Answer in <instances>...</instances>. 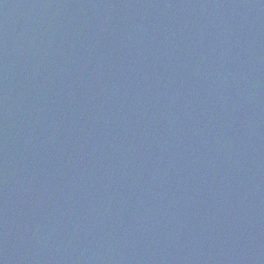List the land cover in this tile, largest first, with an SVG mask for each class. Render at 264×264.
I'll use <instances>...</instances> for the list:
<instances>
[{
	"label": "water",
	"instance_id": "water-1",
	"mask_svg": "<svg viewBox=\"0 0 264 264\" xmlns=\"http://www.w3.org/2000/svg\"><path fill=\"white\" fill-rule=\"evenodd\" d=\"M0 264H264V0H0Z\"/></svg>",
	"mask_w": 264,
	"mask_h": 264
}]
</instances>
